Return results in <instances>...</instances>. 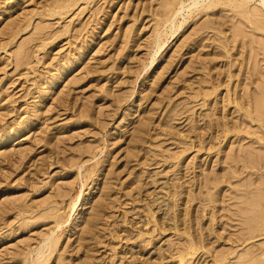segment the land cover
Returning a JSON list of instances; mask_svg holds the SVG:
<instances>
[{
  "label": "rangeland",
  "instance_id": "374dc122",
  "mask_svg": "<svg viewBox=\"0 0 264 264\" xmlns=\"http://www.w3.org/2000/svg\"><path fill=\"white\" fill-rule=\"evenodd\" d=\"M0 264H264V0H0Z\"/></svg>",
  "mask_w": 264,
  "mask_h": 264
}]
</instances>
